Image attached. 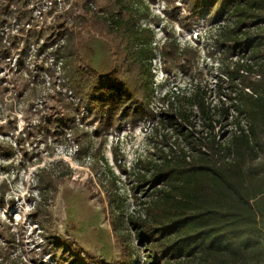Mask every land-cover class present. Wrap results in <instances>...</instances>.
I'll use <instances>...</instances> for the list:
<instances>
[{"label": "trees", "instance_id": "1", "mask_svg": "<svg viewBox=\"0 0 264 264\" xmlns=\"http://www.w3.org/2000/svg\"><path fill=\"white\" fill-rule=\"evenodd\" d=\"M153 1L104 0L101 4L103 13L88 11L74 35L69 33L62 44H59L58 38L53 41L55 34L51 25L48 26L49 30L46 29V35L41 33L42 30L32 29L47 41L40 47L51 48L47 52L48 65L39 70L40 83H48L46 91L43 94L38 89L39 92L32 91L31 95L39 98L36 104L42 107L38 108L42 111L41 117L53 128L51 134L54 138L64 136V129L73 125L78 117L74 101L69 98L84 102L89 115L95 108H121V117L127 119L131 126L141 118L165 117L171 124L178 125L180 137H187L190 148L196 151L191 161H187L185 152L179 150L175 151L172 159L170 156L164 157L155 169H150V162L140 157L132 169L140 183L155 187L164 182L156 188L153 198L142 201L145 204L143 215L129 213L126 217L128 227L147 246L146 264H264V57L256 61L257 54L254 55L251 50L264 41H257L258 34L252 32L254 28L262 26L263 32L259 36L264 39V0H176L181 5H175L171 14L167 11L171 0H163V11L167 18L172 17L182 27H185L183 20L187 16L190 26L202 16L209 23L221 19L213 27L210 26L208 32L211 43L220 55L216 78L220 83L227 84L226 91L221 89L222 85L216 79L215 84L231 102L236 94L240 96L242 108L233 102L232 106H236L239 112H245L251 121L248 132L233 134L234 143L225 146V154H231L233 148L237 154L236 158L229 160H218L202 149L204 139L215 142L214 124L220 121V116H227L229 112L228 105L216 107L206 104L205 88L199 84L190 91L187 87L170 88L160 97V102L176 98L181 105L175 108L170 102V110L159 107L155 112L151 108L152 59L156 51L166 72L179 70L192 75L200 57L197 44L179 46L172 30H166L163 26L162 18L151 14L149 3ZM181 6L185 13L181 12ZM14 10L16 16L27 17V12L21 6H16ZM7 11L8 5L0 3V28L6 20ZM158 24L165 32L161 45L154 41L153 27ZM84 27L97 31L112 47L115 62L108 72L99 74L81 60L78 49L81 28ZM15 45L14 38L10 37V41L6 42L0 34V60L12 57ZM245 49H249L253 63L241 57L233 59L237 52ZM35 52H38L37 49ZM20 57L19 52L15 57L18 63ZM242 69L254 71L259 76L244 74ZM236 80L241 83L240 87ZM244 87H249L251 93L245 91ZM232 92L235 94L232 95ZM47 99L66 109L67 114L62 121L58 122L57 111L50 109L45 112ZM184 102L189 106L187 110ZM194 106H199V110L205 114L207 121L202 122L211 132L209 137L205 131V135L197 138L191 130L195 126L191 119V108ZM30 107H33L32 104ZM108 117L110 121L111 113ZM158 119L164 122V119ZM72 127L74 131L70 135L78 141L79 129L75 125ZM7 152L10 155L12 151ZM256 159L259 161L252 163ZM136 167L145 168L149 174L135 172ZM52 181L49 177L38 180L39 199L33 203L32 212L37 220L34 223L40 225L44 232L41 241H36L34 247L58 264H91L85 262L78 250L65 239L53 236L44 229L49 213L43 207L42 200ZM2 186L3 183H0V206L12 204V199H4L6 189H2ZM4 222L0 220V225H5ZM22 241V234L11 229H7L3 237L4 243H11L15 247L21 245ZM0 258L5 261L4 264H26L10 257L2 247Z\"/></svg>", "mask_w": 264, "mask_h": 264}, {"label": "rangeland", "instance_id": "2", "mask_svg": "<svg viewBox=\"0 0 264 264\" xmlns=\"http://www.w3.org/2000/svg\"><path fill=\"white\" fill-rule=\"evenodd\" d=\"M49 2H52L53 6L49 10L47 8L44 20L39 21V27L49 30L48 26L51 25L55 34L53 41L58 38L59 44L65 42L69 33L72 32L74 35L76 29L80 27L81 19L87 17L88 11L103 13L101 4L104 0H20L21 4L33 6V9L45 7ZM175 5L181 4L171 0L167 7L170 14ZM163 8V0L149 3L151 14L162 18L166 30H172L174 35H177L179 46L197 44L200 57L192 75L179 70L164 71L161 57L152 62L150 105L153 111H157L159 107L170 110V102L175 108L181 105L176 98H170L169 102H160V97L168 89L177 86L181 89L187 87L190 91L198 84L207 91L206 104H213L216 107L231 105L228 98L221 96L217 84L220 83L216 78L220 55L218 50L212 48L208 32L209 27H213L221 19L209 23L207 18L202 16L194 20V24L190 26L187 16L183 20L185 27H182L177 20L170 16L167 18ZM181 12L185 13L182 6ZM8 22L9 26L2 30L4 37L15 33V28L25 31L26 26L23 22L20 21L17 25ZM32 23L34 22H31V26ZM153 28L154 41L161 45L165 32L161 24ZM32 29L28 27L26 31L28 36L23 38L18 36L12 57L0 60V183H3L2 189H6L4 199H12V204L0 206V220L6 223L0 225V247L8 252L10 257L26 264H58L44 252L39 251L38 247H34L36 241H41L40 237L44 231L40 225L34 223L37 220L32 212L33 203L39 199L38 180L49 177L53 181L48 192L44 193V201L42 200L43 207L49 213L48 222L44 223L47 233L65 239L71 247L78 250L80 257L87 263L95 264L97 261L98 264H146L147 246L145 242L139 241L133 229L128 227L126 217L129 213L143 215L145 204L142 201L153 198L156 195V188L164 182L161 181L155 187L140 183L136 179L137 174L132 172L133 166L140 157L145 162H150V169H155L164 157L170 156L172 159L175 157V151L179 150H183L187 155L186 160L191 161L196 151L190 148L187 137L179 136L178 125L171 124L165 117L141 118L131 126L127 119L121 117V108L114 110L95 108L89 115L86 113V104L76 98L69 100L74 101L78 111V117L73 125L79 129V140L76 141L71 136L74 131L73 125H68L64 129L66 133L64 136L54 138L51 134L53 128L41 117L42 111L38 108L42 107L36 104L39 98L31 95L32 91L38 89L43 94L46 91L48 83H40L39 70L48 65L46 58L49 50L39 47L47 41L44 36ZM195 30L200 33L198 39L194 38ZM211 30L214 32V28ZM252 32L258 34L257 41L264 40L259 36L263 32L262 26L254 28ZM41 33L46 35L45 31ZM80 38L78 53L81 60L99 74L111 70L115 59L110 44L102 39L97 31L87 27L81 28ZM31 44H34V47ZM251 50L254 51V55L257 54L255 57L258 60L262 59L264 41L259 42ZM19 52L21 57L18 63L15 57ZM239 52L233 59L238 57ZM60 79L62 80L61 77ZM224 84L220 83L221 89H224ZM236 97L233 103L242 108L240 96L236 94ZM46 101L45 112L50 109L57 111L58 122L62 121L67 114L66 109L59 107L51 99ZM31 104L33 107H30ZM183 104L187 110L188 104L185 102ZM198 107L191 108L193 111L191 119L195 126L193 129L190 127L187 129L193 130L197 138L205 135V131L209 137L211 132L202 122L203 120L206 122L207 119ZM234 110L238 111V108L232 106L231 111ZM109 113L110 121L107 120ZM239 114L251 122L245 112L238 111ZM158 118L164 119V122L161 123ZM219 119L221 121L222 117ZM224 124L223 121L220 125L214 124L215 142L206 138L201 144L205 152L216 156L218 160L237 157L234 148L231 154H225L224 148L229 143H234V135L224 136L226 134ZM200 130L202 132H199ZM9 150L12 151L10 155L7 152ZM258 161L256 159L252 163ZM135 172L149 174L143 167L139 169L136 167ZM7 229L22 234L21 245L15 247L11 243L3 242ZM4 263L5 261L0 258V264Z\"/></svg>", "mask_w": 264, "mask_h": 264}, {"label": "built area", "instance_id": "3", "mask_svg": "<svg viewBox=\"0 0 264 264\" xmlns=\"http://www.w3.org/2000/svg\"><path fill=\"white\" fill-rule=\"evenodd\" d=\"M0 3L4 4V5H8V11L6 12L5 14V22L3 23L2 27L0 28V31H1V35H2V30L6 27L9 26V22L10 21V24L13 23L15 25L18 24V22H23L24 25L26 26L24 28V32H22L20 29H14L15 33L11 34L10 36H8L7 34V37L4 35H2V39L3 41H10V37L14 38L15 37V43H16V40H18V36H21L22 38L25 37V36H28V34L26 33L28 27L30 28H33V29H38V30H42L46 32V29H40L39 27V21L41 20H44V15H45V12L47 11V8L48 10L53 6V4H51L52 2H49L45 7L44 6H39L38 8H35L33 9V6H30V7H27L25 4H21L20 3V0H0ZM16 6H21V8H24L25 11L27 12V17H24V18H27V19H24L22 17H18L16 16V13H15V8ZM54 6H56V4H54ZM56 9V8H55ZM31 22H34V24L32 23V26H31ZM46 28V27H45ZM198 35H200V33L198 31L195 30L194 32V38L195 39H198ZM177 37V35H176ZM177 40H178V37H177ZM194 41V40H193ZM179 42V41H178ZM33 45L34 47V44H31ZM41 46V45H40ZM39 46V47H40ZM56 46V45H54ZM213 49H216L213 45H211ZM45 48V47H44ZM49 49L51 47H46L45 49ZM36 49V48H33V50ZM159 52H157V54L155 55V57L152 59V62L154 63L156 59L159 60ZM238 57H241V59L247 61V62H250V63H253L254 59L250 58V55H249V49H245V50H241L239 52V55ZM237 56L234 58H238ZM258 59L256 58V61ZM153 69V67H152ZM161 67H160V73L162 74V71H161ZM242 73L244 74H252L254 77H258L259 75L256 74L254 71L250 72L246 69H242L241 70ZM59 74V72H58ZM57 74V75H58ZM236 83H237V86H241V83L236 80ZM225 87L224 89L226 90V86L227 84H224ZM177 86H175L176 88ZM174 88V89H175ZM244 90L247 91V92H250L251 93V90L249 87H244ZM235 93L232 92V95H234ZM221 96L223 97H226L225 95L221 94ZM236 100V96L235 98L232 100L235 101ZM230 102L231 105H228L229 108V112L227 114V116H221L222 117V120L225 124L223 125V128L226 127V134L224 136H230V135H233V134H238V133H241V132H248L249 131V122L248 120H246L242 114H239L238 115V111H231V108H232V102L230 100H228ZM213 105V104H212ZM211 105V106H212ZM226 105V104H225ZM234 113V114H233ZM236 119H238V121H236ZM221 121L218 122V125L221 124ZM222 128V129H223ZM224 132V131H223ZM222 132V133H223Z\"/></svg>", "mask_w": 264, "mask_h": 264}]
</instances>
